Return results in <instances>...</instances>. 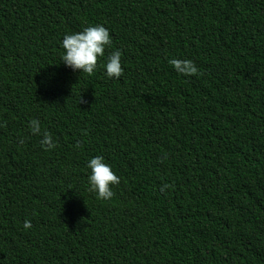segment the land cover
<instances>
[{
	"label": "trees",
	"instance_id": "obj_1",
	"mask_svg": "<svg viewBox=\"0 0 264 264\" xmlns=\"http://www.w3.org/2000/svg\"><path fill=\"white\" fill-rule=\"evenodd\" d=\"M94 24L95 71L65 67ZM0 264H264V0H0Z\"/></svg>",
	"mask_w": 264,
	"mask_h": 264
},
{
	"label": "clouds",
	"instance_id": "obj_2",
	"mask_svg": "<svg viewBox=\"0 0 264 264\" xmlns=\"http://www.w3.org/2000/svg\"><path fill=\"white\" fill-rule=\"evenodd\" d=\"M110 44L109 31L101 24L89 25L80 31L65 33L60 41V46L63 49L60 61L63 62L65 67L73 71L79 70V72L90 74L97 67L98 57L104 55V48ZM120 57L119 50H114L107 57L103 65L107 77L120 76L122 72ZM169 63L179 74L191 75L197 72L196 66L189 59L170 58ZM28 126L31 133L41 136L40 143L42 146H46V148L54 146L51 135L47 130H41L38 120H30ZM86 168L88 169L87 182L89 190L95 192L98 199H110L113 195L110 186L119 182V178L111 169V166L103 156L96 155L86 161ZM23 227L25 229L30 228V221L25 220Z\"/></svg>",
	"mask_w": 264,
	"mask_h": 264
}]
</instances>
